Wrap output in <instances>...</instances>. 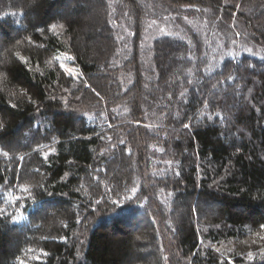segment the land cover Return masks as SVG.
<instances>
[{
	"label": "trees",
	"instance_id": "trees-1",
	"mask_svg": "<svg viewBox=\"0 0 264 264\" xmlns=\"http://www.w3.org/2000/svg\"><path fill=\"white\" fill-rule=\"evenodd\" d=\"M262 225L264 0H0V264H264Z\"/></svg>",
	"mask_w": 264,
	"mask_h": 264
},
{
	"label": "snow or ice",
	"instance_id": "snow-or-ice-1",
	"mask_svg": "<svg viewBox=\"0 0 264 264\" xmlns=\"http://www.w3.org/2000/svg\"><path fill=\"white\" fill-rule=\"evenodd\" d=\"M237 7H238V5H237ZM236 35H240V33H236ZM246 51H248V52H251L252 50L250 49V48H248V49H246ZM61 67H63V65H61ZM69 72H71V70H68ZM98 95V94H97ZM181 95H183V93L181 94ZM190 125H188V124H185L184 125V127L185 128H188ZM120 143H124L123 141H120ZM4 155L5 156H7V153H4ZM179 173H177V175H178ZM262 227H264V225H262ZM251 256H252V254L251 253H249V258H251Z\"/></svg>",
	"mask_w": 264,
	"mask_h": 264
},
{
	"label": "rangeland",
	"instance_id": "rangeland-1",
	"mask_svg": "<svg viewBox=\"0 0 264 264\" xmlns=\"http://www.w3.org/2000/svg\"><path fill=\"white\" fill-rule=\"evenodd\" d=\"M144 225V224H143Z\"/></svg>",
	"mask_w": 264,
	"mask_h": 264
}]
</instances>
